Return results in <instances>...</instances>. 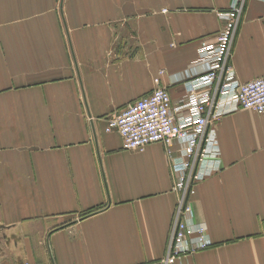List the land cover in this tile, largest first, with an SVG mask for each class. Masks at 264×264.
<instances>
[{"label":"crops","instance_id":"1","mask_svg":"<svg viewBox=\"0 0 264 264\" xmlns=\"http://www.w3.org/2000/svg\"><path fill=\"white\" fill-rule=\"evenodd\" d=\"M231 1L0 0V264L165 255L181 146L125 150L107 119L158 87L182 104ZM230 64L242 82L264 76V1H247ZM215 124L220 154L189 216L211 246L178 264H264V114Z\"/></svg>","mask_w":264,"mask_h":264},{"label":"built area","instance_id":"2","mask_svg":"<svg viewBox=\"0 0 264 264\" xmlns=\"http://www.w3.org/2000/svg\"><path fill=\"white\" fill-rule=\"evenodd\" d=\"M247 1L232 0L227 9L218 12L224 25L217 41H202L195 61L207 69L188 79L182 104L174 105L169 90L158 87L107 119L106 132H119L125 150H143L162 143L172 157L175 142L182 149L181 163L174 165V190L179 192V199L166 253L144 264H178L183 256L211 246L206 226L189 216L196 185L214 171L208 166L209 158L220 154L215 123L239 110L264 114V76L242 82L230 64Z\"/></svg>","mask_w":264,"mask_h":264},{"label":"rangeland","instance_id":"3","mask_svg":"<svg viewBox=\"0 0 264 264\" xmlns=\"http://www.w3.org/2000/svg\"><path fill=\"white\" fill-rule=\"evenodd\" d=\"M208 248H209V247H208ZM208 248H207V249H208Z\"/></svg>","mask_w":264,"mask_h":264}]
</instances>
